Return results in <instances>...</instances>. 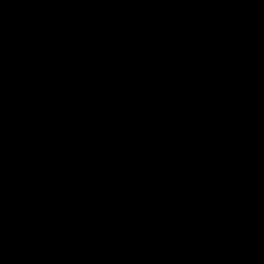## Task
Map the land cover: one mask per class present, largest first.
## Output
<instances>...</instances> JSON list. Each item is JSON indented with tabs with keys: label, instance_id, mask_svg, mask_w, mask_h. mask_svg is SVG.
<instances>
[{
	"label": "water",
	"instance_id": "95a60500",
	"mask_svg": "<svg viewBox=\"0 0 264 264\" xmlns=\"http://www.w3.org/2000/svg\"><path fill=\"white\" fill-rule=\"evenodd\" d=\"M0 264H264V0H0Z\"/></svg>",
	"mask_w": 264,
	"mask_h": 264
}]
</instances>
